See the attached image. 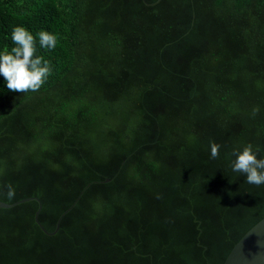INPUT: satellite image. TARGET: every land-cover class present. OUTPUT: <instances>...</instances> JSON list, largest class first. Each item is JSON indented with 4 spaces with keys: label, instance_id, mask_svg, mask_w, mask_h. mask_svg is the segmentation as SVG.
Returning <instances> with one entry per match:
<instances>
[{
    "label": "trees",
    "instance_id": "16d2710c",
    "mask_svg": "<svg viewBox=\"0 0 264 264\" xmlns=\"http://www.w3.org/2000/svg\"><path fill=\"white\" fill-rule=\"evenodd\" d=\"M16 26L53 71L0 75V200L58 226L0 207V264H221L264 215L231 169L264 158V0H0V52Z\"/></svg>",
    "mask_w": 264,
    "mask_h": 264
},
{
    "label": "clouds",
    "instance_id": "9594fccd",
    "mask_svg": "<svg viewBox=\"0 0 264 264\" xmlns=\"http://www.w3.org/2000/svg\"><path fill=\"white\" fill-rule=\"evenodd\" d=\"M39 46L42 49L54 50L57 47V35L41 30L38 34ZM14 47L10 51L0 52V75L6 81L8 90L19 93L37 92L52 74V65L42 55L37 54V39L23 26H16L11 32ZM259 107L252 109V115L259 113ZM221 145L210 142L211 158L220 155ZM261 149H255L248 143L242 150L233 149L235 159L231 169L235 173L243 174L249 184L264 185V158H258ZM7 189L9 200L15 198V189L11 184L3 186Z\"/></svg>",
    "mask_w": 264,
    "mask_h": 264
},
{
    "label": "water",
    "instance_id": "95a60500",
    "mask_svg": "<svg viewBox=\"0 0 264 264\" xmlns=\"http://www.w3.org/2000/svg\"><path fill=\"white\" fill-rule=\"evenodd\" d=\"M107 180L108 178L104 179V181ZM30 198L38 202L33 213L34 221L38 223V226L43 231L47 232L37 220V212L40 208V202L37 197H22L13 202L0 200V207H9ZM57 223L58 220H56L54 229L47 233H54L58 226ZM221 264H264V215L246 229L232 244Z\"/></svg>",
    "mask_w": 264,
    "mask_h": 264
}]
</instances>
